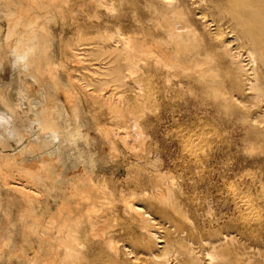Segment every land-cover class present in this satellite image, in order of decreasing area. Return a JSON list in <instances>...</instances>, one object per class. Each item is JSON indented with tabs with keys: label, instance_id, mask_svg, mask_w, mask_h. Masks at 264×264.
I'll list each match as a JSON object with an SVG mask.
<instances>
[{
	"label": "rangeland",
	"instance_id": "374dc122",
	"mask_svg": "<svg viewBox=\"0 0 264 264\" xmlns=\"http://www.w3.org/2000/svg\"><path fill=\"white\" fill-rule=\"evenodd\" d=\"M30 1H34L33 4ZM92 1L0 0V8L8 6L13 13L22 15V25L30 18L34 19V15L36 19L39 17L31 23V28L35 38L42 36L32 42L33 51L36 50L34 61L36 65L40 63L37 69L41 94L31 97L29 105L39 108L46 100L57 104L66 113L73 99L75 109L81 111L77 110L79 118L76 121L79 138L68 146L57 139L53 143L47 141L46 149L38 151L31 148L39 141L36 134L30 132H22L17 144L10 140L6 143L4 138L0 140V154L7 156L0 155V169L4 166L8 170L15 166H35L42 175L45 152H53L56 145L64 148L52 153L56 159L52 160L54 164L49 169L52 179L47 186L39 180L32 181L34 193L29 199L18 191L17 195L9 186L6 188V178L0 170V264H58L64 257V248L57 238L66 235L69 229L63 225L68 223L76 225L73 230L82 240H78L80 246L77 247L80 262L76 260L71 264H190L191 259L198 264H264V94L259 92V89H264V65L252 61L249 54L251 42L241 35L230 14L223 10L227 7L226 3H223L224 0ZM214 3L217 6L221 3L222 7H217L220 12ZM166 20H172L170 26L178 31L167 32L170 30ZM22 29L23 26H20ZM0 30L1 43L6 33V20L1 15ZM117 34L146 43L145 51L135 53L129 50L125 55L122 38L119 35L118 38ZM21 36L26 38L24 33ZM2 47L4 52V44ZM3 52L0 53L4 56H0L3 64L0 66V84L9 92L16 81L10 55ZM160 54L170 58L174 63L173 69L168 70L167 58L163 55L162 58ZM41 60L44 61L41 63ZM193 60L197 64L200 60L202 65L195 64ZM206 67L213 68V73L209 74L207 71L210 70ZM117 72L123 79H116ZM67 93L74 95L70 97L71 102L64 96ZM111 103L132 111L129 112L133 117H128L132 124L137 121V132L142 136L138 139L139 143L130 141L129 136L134 132L130 129L131 125L130 128H116L119 134L124 131L125 134L121 135L127 145L115 135V129L109 127V121H113L114 117ZM72 121L68 115L60 117L61 127ZM110 129L114 135L110 134ZM130 145L134 146V151L128 148ZM12 178L7 179L16 182L24 179L20 175ZM103 192L106 195L102 196ZM160 196H167L170 201L162 202ZM100 197L103 201L98 199ZM131 201L138 211L130 209ZM237 201L241 204L238 205ZM243 203L245 207H241ZM104 217L109 221L108 231L105 229L104 237H98L101 238L98 240L90 234L88 223L106 220ZM144 221L157 238L147 232ZM41 235L47 236V241ZM7 237L10 244L6 241ZM162 248L167 253L159 257ZM207 254L213 257L209 258Z\"/></svg>",
	"mask_w": 264,
	"mask_h": 264
},
{
	"label": "bare ground",
	"instance_id": "6f19581e",
	"mask_svg": "<svg viewBox=\"0 0 264 264\" xmlns=\"http://www.w3.org/2000/svg\"><path fill=\"white\" fill-rule=\"evenodd\" d=\"M16 1V0H15ZM28 1V0H27ZM38 1V0H37ZM52 1V0H51ZM55 1H57V0H55ZM70 1V0H69ZM82 1V0H81ZM89 1V0H88ZM94 1V0H93ZM92 1V2H93ZM104 1V0H103ZM102 1V2H103ZM120 1H122V0H120ZM226 1V2H225ZM17 2H19V1H17ZM31 2V1H30ZM32 2H34V1H32ZM31 2V3H32ZM43 2V1H42ZM95 3H96V1H94ZM98 2V1H97ZM99 2H101L100 0H99ZM216 2H217V0H216ZM11 3V2H10ZM14 3V2H13ZM45 3H46V1H45ZM45 3H44V5H45ZM51 3V2H50ZM54 3V2H53ZM53 3H51V4H53ZM61 3H62V1H61ZM104 4H105V2H103ZM208 3L210 4V2L208 1ZM225 5H227V7H226V9H224V7H223V10H226L229 14H230V19H233L234 21H235V24L237 25V29L239 28V32L241 33V35L246 39V40H248L249 42H251V51H250V57H251V59H252V61L253 62H256V61H258V63H260V64H262V65H264V0H224V2H223ZM4 4V3H3ZM2 4V5H3ZM33 4V3H32ZM38 4V3H37ZM36 4V5H37ZM40 4V3H39ZM58 4V3H57ZM102 4V3H101ZM212 4V3H211ZM215 4V3H214ZM223 4V5H224ZM13 5V4H12ZM16 5V4H15ZM46 5H48V3L46 4ZM45 5V6H46ZM59 5H60V3H59ZM96 5V4H95ZM103 5V4H102ZM101 5V6H102ZM106 5V4H105ZM216 5V4H215ZM214 5V6H215ZM219 5L221 6V3L219 4L218 3V6L216 5L215 6V8L217 9V7H219ZM17 6V5H16ZM45 6H43L42 5V7L44 8ZM98 6H99V4H98ZM213 6V7H214ZM24 7V6H23ZM28 7H29V5H28ZM32 7V6H31ZM177 7V6H176ZM222 7V6H221ZM25 8V7H24ZM33 8V7H32ZM61 8V7H60ZM214 8V9H215ZM220 8V7H219ZM46 9V8H45ZM57 9V8H56ZM167 9V8H166ZM216 9H215V11H216ZM28 10V9H27ZM44 10V9H43ZM48 9H46L45 11H47ZM52 10V9H51ZM60 10V9H59ZM59 10H58V12H59ZM65 10V9H64ZM169 10V9H168ZM170 10H171V8H170ZM174 10H175V8H174ZM173 10V11H174ZM218 10V9H217ZM220 10H222V9H220ZM33 11V10H32ZM49 11V10H48ZM53 11H54V9H53ZM61 11V10H60ZM63 11V10H62ZM165 11V10H164ZM179 11V10H178ZM34 12V11H33ZM218 12H220L219 10H218ZM224 12V11H223ZM227 12H225V13H227ZM21 13V12H20ZM23 13H24V11H23ZM44 13V12H43ZM52 13V12H51ZM172 13V12H171ZM175 13V12H174ZM227 13V14H228ZM26 14H27V11H26ZM37 14H40V13H37ZM60 14V13H59ZM214 14V13H213ZM227 14H225V15H227ZM228 14V15H229ZM0 15H1V17L2 18H4L5 20H6V33H5V36H4V38H3V42H1L0 43V53L1 52H3V51H1L2 49H3V47H2V44H4V52L7 54H9L10 55V58H11V68H12V72H14V75H15V83L13 84L12 83V85H11V87H10V91L8 92V91H6V88H4L5 86H3L2 84H0V121L2 122V123H0L1 124V130H0V140L1 139H3V141H5L6 143H8V140H10L11 142H13V144L15 143V144H17V143H20L19 141H20V138H21V136H22V132H30V133H34V134H36V139H38V141H39V143H37L38 145L37 146H31V148H33V149H41V148H44V149H46L45 147H46V144H48L47 143V141H52V143L55 141V140H62V142L64 143V144H66L67 146L69 145V144H71L78 136H79V133H78V130H77V117H78V114H77V112L79 111L78 109V111L75 109V107H74V102H73V99H72V102L70 101V97L72 96V94H71V96L67 93V95H64V96H66V98H67V100H69L71 103H72V105L71 104H69V103H67L68 105H71V107H69V112H66V113H64V111L57 105V104H54V103H50V102H48V101H44L43 102V104L38 108V107H33V106H30L29 105V103H30V101H29V103H28V100L31 98V97H35V96H39V94H41V88L38 86V81H39V70L37 69V65H39V64H37L36 65V63H35V61H34V53H36V52H34V51H36V50H34L33 51V45H32V42H34L35 41V39L36 38H40V37H42L41 35H39L40 37H36L35 38V36H34V33H33V30H32V28H31V23H33L35 20L34 19H36V17H35V15H34V19H31L30 18V21L29 22H27V23H25V21H24V24L22 25V23L23 22H21L22 20H21V16L19 15V14H15V11H14V13L9 9V7L8 6H6V7H2L1 6V8H0ZM41 15V14H40ZM42 15H44V14H42ZM41 15V16H42ZM47 15V14H46ZM45 15V16H46ZM51 15V14H50ZM61 15H62V13H61ZM60 15V16H61ZM167 15H169V14H167ZM166 15V16H167ZM176 15H177V13H176ZM178 15H179V13H178ZM222 15V14H221ZM44 16V17H45ZM165 16V17H166ZM172 16V15H171ZM183 15L181 14V17H182ZM215 16V15H214ZM217 16H219V14L217 15ZM26 17V16H25ZM29 17V16H28ZM32 17V16H31ZM38 17V16H37ZM63 17V16H62ZM61 17V18H62ZM95 17V16H94ZM203 17V16H202ZM43 18V17H42ZM41 18V19H42ZM49 18V17H48ZM167 18V17H166ZM169 18H170V16H169ZM173 19V18H172ZM177 19V18H176ZM36 20H39V17H38V19H36ZM167 21V23H166V26L169 28V30L171 31H167V32H169V33H172L173 31H175L176 29H174L173 27H171L170 26V22L172 21H170V22H168L169 20H166ZM233 21V22H234ZM38 22H41V21H38ZM46 22V21H45ZM179 22V21H178ZM229 22V21H228ZM232 22V23H233ZM37 23V22H36ZM164 23V22H163ZM177 23V22H176ZM38 24V23H37ZM164 25V24H163ZM20 26L22 27L23 26V29L22 30H20ZM35 26V25H34ZM46 26V25H45ZM165 26V25H164ZM164 26H162V27H164ZM178 26V25H177ZM39 27H40V25H39ZM42 27H44V26H42ZM167 27H165V28H167ZM182 27V26H181ZM44 28H47V27H44ZM44 28H43V30H44ZM167 28V29H168ZM178 28V27H177ZM42 29V28H41ZM187 29V28H186ZM1 31V30H0ZM176 31H178V30H176ZM183 31V30H182ZM166 32V33H167ZM186 32V31H185ZM21 33H24V35H25V37L26 38H21L22 36H21ZM119 33V32H118ZM48 34V33H47ZM46 35V34H45ZM118 35L119 34H117V37H118ZM37 36V35H36ZM106 36V35H105ZM119 36H121V38H122V42L121 43H123V50L124 51H126L125 53L123 52V50H122V52L125 54V55H127V51H128V53H129V50H132V51H135V53L136 52H143V51H145V49H146V47L144 46L145 44H142L141 42H139V41H135L134 39H132V37H130V36H125V35H122V34H120ZM169 36H170V34H169ZM173 36V35H172ZM179 36V35H178ZM193 36H195V35H193ZM107 37V36H106ZM182 37V36H181ZM186 37V36H185ZM101 38V37H100ZM108 38V41H109V37H107ZM119 38V37H118ZM120 38V39H121ZM171 38V37H170ZM173 38V37H172ZM191 38H192V36H191ZM1 39V38H0ZM43 39H44V37H43ZM103 39V38H102ZM38 40V39H37ZM88 40V39H87ZM86 40V41H87ZM90 40H92V39H90ZM94 40V39H93ZM96 40H98V38L96 39ZM172 40V39H171ZM179 40V39H178ZM185 40V39H184ZM194 40V39H193ZM1 41H2V39H1ZM41 41V40H40ZM82 41H84V40H82ZM102 41V40H101ZM113 41V40H112ZM116 41H119V40H116ZM141 41V40H140ZM143 41V40H142ZM145 41V40H144ZM143 41V42H144ZM180 41V40H179ZM182 41V40H181ZM187 41V40H186ZM189 41V40H188ZM187 41V42H188ZM195 41V40H194ZM193 41V42H194ZM13 42V44H11ZM36 42V41H35ZM85 42V41H84ZM119 42V43H120ZM173 42V41H172ZM192 42V41H191ZM83 43V42H82ZM87 43V42H86ZM89 43V42H88ZM87 43V44H88ZM92 43V42H91ZM93 43H94V41H93ZM98 43H100V42H98ZM102 43V42H101ZM169 43V42H168ZM175 43V42H174ZM190 43V42H189ZM196 43V42H195ZM11 44V45H10ZM96 44V43H95ZM108 44V43H107ZM169 44H171L172 45V43H169ZM225 44V43H224ZM39 45V44H38ZM104 45V44H103ZM149 45V44H148ZM186 45V42H185V44H184V46ZM195 45V44H194ZM197 45V44H196ZM217 45H220V44H216L215 46H217ZM78 45H76V47H77ZM81 46V45H80ZM94 46H96V45H94ZM99 46V45H98ZM107 46H109V45H107ZM178 46H180V45H178ZM183 46V45H182ZM35 47H37V51H38V46L37 45H35ZM90 47V46H89ZM121 47V46H120ZM119 47V48H120ZM169 47V46H168ZM173 47H174V45H173ZM177 47V46H176ZM175 47V48H176ZM186 47H187V45H186ZM190 47V46H189ZM193 47V46H192ZM196 47H198V46H196ZM201 47V46H200ZM199 47V48H200ZM203 47H204V45H203ZM220 47V46H219ZM47 48V47H46ZM96 48V47H95ZM104 48H106V47H104ZM103 48V49H104ZM119 48H118V50H119ZM149 48V47H148ZM175 48H174V50H175ZM181 48H184V47H181ZM191 48V47H190ZM193 48H195V47H193ZM202 48V47H201ZM249 49H250V47H248ZM42 48H40L39 50H41ZM122 49V48H121ZM170 49V48H169ZM188 49V48H187ZM216 49H217V47H216ZM150 50V49H149ZM157 50V49H156ZM173 50V49H172ZM172 50H171V52H172ZM191 50H193V49H191ZM203 50V49H202ZM201 50V51H202ZM98 51H100L101 52V49H99ZM110 51V50H109ZM108 51V52H109ZM112 51H114V50H112ZM121 51V50H120ZM162 51V50H161ZM176 51V50H175ZM199 51V50H198ZM197 51V52H198ZM206 51V50H205ZM228 51V50H227ZM3 52V53H4ZM45 52V51H44ZM47 52V51H46ZM116 52H117V50H116ZM146 52H147V50H146ZM145 52V53H146ZM178 52H179V50H178ZM183 52H184V50H183ZM194 52H196V51H194ZM103 53V52H102ZM110 53V52H109ZM119 53H121V52H119ZM158 53V52H157ZM185 53V52H184ZM189 53H191L190 51H189ZM2 54V53H1ZM7 54V55H8ZM40 54V53H39ZM106 54V53H105ZM211 54V53H210ZM4 55V54H3ZM6 55V56H7ZM44 55V54H43ZM47 55V54H46ZM122 55V54H121ZM124 55V56H125ZM161 55V54H160ZM163 55V57H164V54H162ZM162 55H161V57H162ZM172 55H173V53H172ZM193 55V54H192ZM191 55V56H192ZM218 55V54H217ZM1 56V55H0ZM40 56V55H39ZM111 56V55H110ZM159 56V55H158ZM167 56H168V54H167ZM179 56H183V55H179ZM178 56V57H179ZM185 56H187V55H185ZM190 56V57H191ZM196 56H197V54H196ZM2 57V56H1ZM4 57V56H3ZM2 57V58H3ZM45 57V56H44ZM49 57V56H48ZM162 57V58H163ZM166 57V56H165ZM164 57V58H165ZM177 57V58H178ZM199 57V56H198ZM36 58H37V56H36ZM100 58V57H99ZM115 59H116V57H114ZM119 58H121V57H119ZM167 58V67H169L168 68V70H170V69H173L172 67H173V62L170 60V58L169 57H166ZM173 58H175V57H173ZM187 58H189V57H187ZM186 58V59H187ZM192 58V57H191ZM218 58V57H217ZM216 58V59H217ZM45 59V58H44ZM48 59V58H47ZM125 59V58H124ZM185 59V60H186ZM193 59V58H192ZM199 59H200V57H199ZM202 59V58H201ZM200 59V60H201ZM205 59H206V55H205ZM40 60V59H39ZM48 60H50V58L48 59ZM113 60V59H112ZM166 60V59H165ZM175 60V59H174ZM180 60H181V58H180ZM199 60V61H200ZM202 60H204V59H202ZM207 60V59H206ZM209 60H210V58H209ZM234 60V59H233ZM42 61H44V60H41V63H42ZM51 61V60H50ZM49 61V62H50ZM120 61H121V59H120ZM129 61V60H128ZM162 61V60H161ZM187 61V60H186ZM199 61H198V64H200L199 63ZM46 62V64L48 65V63H47V61H45ZM118 62V60H116V63ZM122 62V61H121ZM155 62V61H154ZM164 62V61H163ZM183 62V61H182ZM181 62V63H182ZM190 62V61H189ZM193 62H194V60H193ZM201 62V61H200ZM208 62V61H207ZM210 62V61H209ZM8 63V62H7ZM38 63V62H37ZM52 63V62H51ZM119 63V62H118ZM124 63H125V61H124ZM135 63V62H134ZM173 63V64H172ZM176 63V62H175ZM179 63H180V61H179ZM184 63V62H183ZM186 63V62H185ZM195 64H197L196 62H194ZM194 63H192V64H194ZM203 63V62H202ZM166 64V63H165ZM188 64V63H187ZM197 64V65H198ZM205 64H206V62H205ZM203 65V66H206V65ZM214 64V63H213ZM212 64V65H213ZM3 64H2V61H0V66H2ZM120 65V64H119ZM179 65V64H178ZM200 65H202V64H200ZM199 65V66H200ZM211 65V66H212ZM216 65V64H215ZM254 65V64H253ZM49 66V65H48ZM47 66V67H48ZM51 66H53L52 64H51ZM175 66V65H174ZM123 67V66H122ZM164 67H165V65H164ZM184 67V66H183ZM192 67V66H191ZM201 67V66H200ZM219 67V66H218ZM261 67V66H260ZM43 68H46V67H43ZM54 68V67H53ZM116 68V67H115ZM120 68V67H119ZM125 68H127V67H125ZM137 68V67H136ZM179 68V67H178ZM178 68H177V70H178ZM187 68V67H186ZM196 68V66L195 67H193V69H195ZM199 68V67H198ZM198 68L196 69V70H198ZM203 68V67H202ZM207 69H208V67H206ZM213 68H217V67H215V66H213ZM212 68V69H213ZM1 69H3V68H1ZM112 68H110V70H111ZM123 69H124V67H123ZM212 69H208V70H210V71H207V72H209V74H211V73H213L211 70ZM176 70V69H175ZM200 70V72H201V69H199ZM206 70V69H205ZM99 71V70H98ZM104 71H106V70H104ZM124 71V70H123ZM125 71H128V73L130 72L129 71V69L127 70H125ZM124 71V72H125ZM134 71V70H133ZM179 71H180V69H179ZM183 71V70H182ZM193 71V70H192ZM45 73H46V71H44ZM111 72V71H110ZM187 72H189V71H187ZM207 72H206V74H207ZM217 72V71H216ZM54 73V72H53ZM131 73H133V72H131ZM168 73V72H167ZM181 73V72H180ZM205 73V72H204ZM214 73H215V70H214ZM47 74V73H46ZM103 74V73H102ZM107 74H108V72H107ZM110 74V73H109ZM126 74V73H125ZM198 74V73H197ZM209 74H207V77H208V75ZM230 74V73H229ZM48 75H49V72H48ZM47 75V76H48ZM219 75V74H218ZM53 76H54V74H53ZM52 76V77H53ZM110 76H112V75H110ZM181 76V75H180ZM232 76V75H231ZM43 76H41V78H42ZM58 77V76H57ZM71 77V76H70ZM104 77V76H103ZM126 77V76H125ZM206 77V78H207ZM212 77H213V74H212ZM40 78V79H41ZM44 78H46V76L44 77ZM56 77L54 76V79H55ZM173 78H174V76H173ZM49 80L51 79L50 77L48 78ZM70 79V78H69ZM73 79V78H72ZM112 79V78H111ZM116 79L117 80H120V79H123V78H120V76H119V72H117V74H116ZM212 79V78H211ZM58 80V79H57ZM199 80V79H198ZM215 81H216V79H214ZM46 81H47V79H46ZM105 81V80H104ZM11 82V81H10ZM41 82V81H40ZM80 82V81H79ZM88 82V81H87ZM108 81H106V83H107ZM116 82V81H115ZM8 83V82H7ZM54 83V82H53ZM52 83V84H53ZM86 83V82H85ZM204 83V82H203ZM209 83V82H208ZM215 83V82H214ZM214 83H213V85H214ZM249 83H251V82H249ZM264 83V82H263ZM77 84V83H76ZM96 84V83H95ZM94 84V85H95ZM133 84V83H132ZM43 85V84H42ZM46 85L48 86V84L46 83ZM207 85V84H206ZM35 86H37V87H35ZM70 86H72V85H70ZM96 86V85H95ZM209 86V85H208ZM207 86V87H208ZM211 86V85H210ZM216 86H218V85H216ZM51 87V86H50ZM86 87V86H85ZM204 87H205V85H204ZM260 87V86H259ZM45 88H46V86H45ZM89 88V87H88ZM212 88H213V86H212ZM254 88H255V86H254ZM258 88V87H257ZM58 89V88H57ZM62 89V88H61ZM71 89V88H70ZM70 89H69V92H70ZM86 89V88H85ZM259 89V88H258ZM7 90H9V89H7ZM59 90V89H58ZM74 92V91H73ZM222 92V91H221ZM259 92L261 93V94H264V89H259ZM220 93V92H219ZM42 94H43V92H42ZM64 94V93H63ZM223 94V93H222ZM76 95V94H75ZM90 95V94H89ZM118 95V94H117ZM221 95V94H220ZM256 95V94H255ZM74 96V95H73ZM72 96V97H73ZM227 96V95H226ZM226 96H225V98H226ZM38 98V97H37ZM260 98V97H259ZM32 100V99H31ZM109 100V99H108ZM235 100V99H234ZM261 100H262V98H261ZM68 101V102H69ZM76 101V100H75ZM110 101V100H109ZM263 101H264V99H263ZM262 101V102H263ZM63 102V101H62ZM106 102H107V100H106ZM114 102V101H113ZM105 103V102H104ZM119 103V102H118ZM77 104H78V102H77ZM76 104V105H77ZM106 104V103H105ZM112 104V103H111ZM63 105V104H62ZM66 105V104H65ZM113 105V106H112ZM111 106H112V108H110V109H112V112H113V114H114V117H113V121H109V127H111V128H114L115 130H113L114 131V133H115V135L119 138V139H121V141L123 142L124 141V138L125 137H123V135H121L122 133H124V131L121 133V134H119L117 131H116V128L118 127V128H123V129H125V128H130L131 130L132 129H134V130H132V134H131V136H129V138L131 139L130 141L132 142V141H136V143H137V141H138V139L140 138V137H142L140 134L141 133H139V131L137 132V124H136V122L134 121V120H136V119H134L133 120V122H135V123H133L132 124V122H131V118L130 117H133L132 115H130V114H132V113H130V112H132V111H130V110H127L126 108H122V107H120L118 104H112ZM257 105V104H256ZM78 107V106H77ZM66 111V110H65ZM130 111V112H129ZM263 111H264V109H263ZM79 112H81V111H79ZM261 113H263V112H261ZM68 115V116H70L71 117V121H72V123L71 124H67L66 125V127H61V125H60V117L61 116H63V115ZM128 115L130 116V117H128ZM111 116H112V114H111ZM259 116V115H258ZM261 116H262V114H261ZM80 117H82V116H80ZM247 117V116H246ZM252 117V116H251ZM79 118V117H78ZM261 118V117H260ZM263 118H264V115H263ZM133 119V118H132ZM140 119V118H139ZM19 121V123L17 122V121ZM81 120V119H80ZM138 120V119H137ZM263 120V119H262ZM251 122V121H250ZM23 125V126H21V125ZM251 124V123H250ZM129 125H131L130 127H129ZM106 126L108 127V125L106 124ZM252 126H254L253 124H252ZM264 126V125H263ZM106 127V128H107ZM108 129V128H107ZM262 129V128H261ZM120 130V129H119ZM129 130V129H128ZM131 130H129L130 132H131ZM105 131H107L106 129H105ZM126 131V130H125ZM110 132H111V129H110ZM129 133V132H128ZM128 133H126V135L128 134ZM108 135H109V133H107ZM110 134H113V132H111ZM125 134V133H124ZM263 134H264V132H263ZM26 135V134H25ZM28 135V134H27ZM106 135V134H105ZM114 135V134H113ZM27 137H29V135L27 136ZM32 137V136H31ZM105 137V136H104ZM128 137V136H127ZM79 138V137H78ZM31 139V138H30ZM28 140V139H27ZM126 140V139H125ZM128 140V139H127ZM129 141V142H130ZM4 142V143H5ZM41 142V143H40ZM124 142H126V145L128 144L127 143V141H124ZM114 143V142H113ZM138 143H139V141H138ZM262 143V142H261ZM29 144V143H28ZM132 144V143H131ZM2 145H3V143H2ZM8 145V144H7ZM19 145V144H18ZM54 145H56V144H54ZM136 145V144H135ZM138 145V144H137ZM140 145H141V143H140ZM258 145V144H257ZM4 146H6L5 144H4ZM30 146V145H29ZM131 146V145H130ZM139 146V145H138ZM8 147H10L9 145H8ZM134 147V146H133ZM132 146L131 147H128V148H131V150H133L132 148H133ZM11 148V147H10ZM7 149V148H6ZM62 149H64V148H62V147H60V146H58V145H56L55 147H54V149H52L53 150V152H56V151H59V150H62ZM8 150V149H7ZM37 150H35V151H37ZM43 150V149H42ZM137 150V149H136ZM20 151V150H19ZM38 151H40V150H38ZM38 151H37V153H38ZM134 151V150H133ZM8 152H10V151H8ZM25 152V151H24ZM53 152H51V151H46L45 152V155H46V157H44V159H42V164H41V167L44 169V175H42V174H40V172L36 169V167L34 168V167H29V166H26V165H22L21 166V168H17L16 166L14 167V168H12V169H10V170H8V168L6 169V168H2V169H0L2 172L1 173H3L4 175H5V182H6V184H5V186H6V188H7V186H9V189L10 188H12L11 190L12 191H14V192H16V191H18L19 193H21V195L23 194L25 197L24 198H28V197H31V195L34 193V188H33V185H32V181L33 180H39V182L41 183V184H44V185H46L47 186V183H48V181H49V179H52V175L49 173V169L53 166V162H52V160H54V159H56L54 156L52 157V153ZM136 152V151H135ZM10 153H12V152H10ZM33 153H34V150H33ZM34 154H36V153H34ZM0 155H2V154H0ZM18 155V154H17ZM25 155V154H24ZM38 155V154H37ZM3 157L4 156H6V155H2ZM9 156V155H8ZM20 156H21V154H20ZM27 156V155H26ZM7 157V156H6ZM12 157V156H11ZM18 157H19V155H18ZM29 157V156H28ZM35 157V156H34ZM0 158H1V156H0ZM9 158V157H8ZM14 157H12V159H13ZM21 158V157H20ZM43 158V157H42ZM6 159V158H5ZM15 159V158H14ZM17 159V158H16ZM19 159V158H18ZM23 159V158H22ZM25 159H27L26 157H25ZM3 161H4V158H3ZM10 161V160H9ZM15 161V160H14ZM13 161V162H14ZM5 162V161H4ZM12 162V161H11ZM12 162V163H13ZM7 163V162H6ZM10 163V162H9ZM19 163H21V162H19ZM27 163V162H26ZM35 163V162H34ZM0 164H2V162L0 163ZM4 164V163H3ZM33 164V163H32ZM36 164H37V162H36ZM8 166H10V165H8ZM12 166V165H11ZM19 166V165H18ZM20 167V166H19ZM1 168V167H0ZM58 168V170H59V167H57ZM40 171H41V169H40ZM21 176V177H23L24 179L22 180L21 179V182H19L18 180V182H16V181H10L9 179L10 178H12V177H15V176ZM1 176V175H0ZM169 176V175H168ZM163 177V176H162ZM2 178H4V177H2ZM7 178H9V179H7ZM18 178V177H17ZM169 178H171V177H169ZM19 179V178H18ZM55 179V178H54ZM157 179H159V178H157ZM166 179V178H165ZM7 180H9V181H7ZM12 180H13V178H12ZM15 180V179H14ZM20 180V179H19ZM162 180V179H161ZM169 180V179H168ZM171 180V179H170ZM51 181H53V180H51ZM88 181V180H87ZM163 181V180H162ZM167 181V180H166ZM166 181H163V182H166ZM3 182V181H2ZM162 182V183H163ZM0 185H2V184H0ZM4 185V184H3ZM49 187V186H48ZM47 187V189H49ZM162 187V186H161ZM156 188V187H155ZM172 188V187H171ZM169 189V188H168ZM81 190V189H80ZM154 190V189H153ZM158 191H159V189H157ZM82 191V190H81ZM85 191V189H83V192ZM109 191V190H108ZM156 191V190H155ZM169 191V190H168ZM18 192H16L17 193V195H18ZM37 192V191H36ZM72 192H74V191H72ZM80 192V191H79ZM87 192V191H86ZM85 192V193H86ZM88 192H89V190H88ZM87 192V193H88ZM171 192V191H170ZM169 192V193H170ZM107 193V192H106ZM156 193H158V192H156ZM161 193V192H160ZM77 194H79V193H77ZM76 194V195H77ZM81 194V193H80ZM99 194V193H98ZM145 194V193H144ZM12 195V194H11ZM14 195V194H13ZM20 195V194H19ZM72 195V194H71ZM103 195H106V194H104V192H103V194H102V196ZM120 195V194H119ZM0 196H1V194H0ZM15 196V195H14ZM93 196V195H92ZM108 196V195H107ZM109 196H110V194H109ZM56 197V196H55ZM77 197H79V196H77ZM85 197H87V195L85 196ZM153 197V196H152ZM173 197V196H172ZM7 199H8V196L6 197ZM6 198H5V200H6ZM33 198V197H32ZM80 198V197H79ZM77 199V200H80V199ZM160 199H161V201L162 202H165V203H167V202H169L170 201V199H169V197H167V196H160L159 197ZM3 199H4V197H3ZM29 199V198H28ZM27 199V200H28ZM54 199V198H53ZM85 199V198H84ZM98 199H100V200H102L103 201V197H100V198H98ZM111 199V198H110ZM123 199H124V197H123ZM132 199V198H131ZM8 200H10V199H8ZM108 200V199H107ZM112 200V199H111ZM125 200V199H124ZM123 200V201H124ZM19 201H21L20 200V198H19ZM58 201V200H57ZM91 201H93V200H91ZM130 201V200H129ZM133 201H135V200H133ZM81 202V201H80ZM109 202V201H108ZM107 202V203H108ZM132 202V201H131ZM136 202V201H135ZM239 201H237V203H238ZM242 202H244L243 200H242ZM99 203V202H98ZM101 203V202H100ZM137 203H138V201H137ZM236 203V204H237ZM247 203V202H246ZM28 204V203H27ZM49 204V203H48ZM50 204H51V202H50ZM68 204V203H67ZM75 204V203H74ZM79 204V203H78ZM103 204V203H102ZM111 204H112V202H111ZM125 204H126V202H125ZM124 204V205H125ZM173 204V203H172ZM239 204H241V203H238V205ZM23 206H24V204H22ZM29 205H31L32 206V204H30L29 203ZM56 205V204H55ZM54 205V206H55ZM59 205V204H58ZM84 205V204H83ZM90 205V204H89ZM97 205V204H96ZM108 205H109V203H108ZM107 205V206H108ZM128 205V204H127ZM141 205V204H140ZM167 205L168 204H166V207H167ZM36 206H37V204H36ZM80 206V205H79ZM84 206H86V205H84ZM92 206V205H91ZM175 206H177V205H175ZM242 206H244V203H243V205H241V207ZM246 206V205H245ZM244 206V207H245ZM248 206V205H247ZM58 207V206H57ZM61 207H62V205H61ZM83 207V206H82ZM102 207V206H101ZM112 207H114V206H112ZM129 207H130V209L132 210H136V211H138L139 209L136 207V205H135V203H130L129 202ZM145 207V206H144ZM16 208V207H15ZM35 208V207H34ZM37 208V207H36ZM63 208H65V207H63ZM69 208V207H68ZM97 208V207H96ZM126 208H128V207H126ZM21 209H24V208H21ZM52 209V208H51ZM61 209V208H60ZM72 209V208H71ZM74 209V208H73ZM89 209V208H88ZM94 209V208H93ZM144 209V208H143ZM247 209V208H246ZM33 210V209H32ZM63 210V209H62ZM105 210V209H104ZM103 210V211H104ZM108 210V209H107ZM127 210H129V208L127 209ZM8 211V210H7ZM18 211V210H17ZM23 211V210H22ZM44 211V210H43ZM49 211V210H48ZM70 211V210H69ZM85 211H86V208H85ZM99 211V210H98ZM135 211V212H136ZM142 210H140V212H141ZM6 212V211H5ZM9 212V211H8ZM20 212V211H19ZM27 212V211H26ZM52 212V211H51ZM56 212V211H55ZM87 212H88V210H87ZM92 212V211H91ZM95 212V211H94ZM102 212V211H101ZM130 212V211H129ZM134 212V213H135ZM3 213H4V211H3ZM2 213V214H3ZM23 213V212H22ZM28 213V212H27ZM100 213V212H99ZM131 213V212H130ZM0 214H1V212H0ZM17 214V213H16ZM16 214H15V216H16ZM37 213H35V215H36ZM41 214V213H40ZM52 214V213H51ZM72 214V213H71ZM87 214V213H86ZM91 214V213H90ZM141 214V213H140ZM142 214H145L144 212L142 213ZM141 214V215H142ZM4 215H6V213H4ZM9 215V214H8ZM23 215V214H22ZM39 215V214H38ZM42 215H44V213H42ZM67 215V214H66ZM75 215V214H74ZM73 215V216H74ZM78 215H79V213H78ZM104 215V214H103ZM10 216V215H9ZM31 216V215H30ZM58 216V215H57ZM64 216V215H63ZM62 216V217H63ZM81 216V215H80ZM79 216V217H80ZM91 216V215H90ZM97 216V215H96ZM95 216V217H96ZM101 216V215H100ZM100 216H99V218H100ZM114 216V215H113ZM144 217H145V215H143ZM254 216V215H253ZM4 217V216H3ZM7 217V216H6ZM45 217V216H44ZM55 217V216H54ZM61 217V218H62ZM76 217V216H75ZM78 217V216H77ZM112 217V216H111ZM138 217V216H137ZM22 218H24V217H22ZM27 218V217H26ZM52 217H50V219H51ZM98 218V217H97ZM105 218V217H104ZM107 218V217H106ZM105 218V219H106ZM33 219V218H32ZM37 219V218H36ZM49 219V220H50ZM54 219H56V218H54ZM63 219V218H62ZM91 219V218H90ZM96 219V218H95ZM101 219V218H100ZM144 219V218H143ZM146 219H147V217H146ZM5 220V219H4ZM7 220H9V219H6V221ZM11 220V219H10ZM17 220H19V219H17ZM22 220H24V219H22ZM57 220V219H56ZM69 220V219H68ZM71 220H72V218H71ZM140 220V219H139ZM12 221V220H11ZM25 221H27V220H25ZM24 221V222H25ZM37 221H38V219H37ZM44 221V220H43ZM42 221V222H43ZM45 221H46V219H45ZM67 221V220H66ZM66 221H63V223L65 222L66 223ZM76 221H77V218H76ZM108 220L106 219V220H101V221H98V220H92V221H90V223H88L89 224V227H90V234L93 236V237H104V235H105V231L107 230L106 228H107V225H108V222H107ZM138 221V220H137ZM141 221V220H140ZM150 221V220H149ZM20 222V221H19ZM23 222V223H24ZM68 222V221H67ZM87 222V221H86ZM89 222V221H88ZM251 222V221H250ZM28 223V222H27ZM44 223V222H43ZM50 223H52V222H50ZM54 223V222H53ZM73 223H74V221H73ZM77 223V222H76ZM82 223V222H81ZM144 228L147 230V232L151 235V236H156L155 235V233L153 232V230L150 228V226L148 225V223H146L145 221H144ZM7 224H9V223H7ZM42 224V223H41ZM71 223H68V224H64L63 226L64 227H66V228H68L69 230L67 231V233H66V235L65 236H63V234H62V236H57L56 238H57V241H58V243L64 248V252H63V254H64V257H63V259H60V261L58 262V264H71V263H75V261L76 260H78L79 259V252H78V250H77V247H78V245H79V241L81 240V239H79L78 238V235H77V232H75L73 229L75 228V226L76 225H70ZM87 224V225H88ZM149 224H150V222H149ZM1 225V224H0ZM33 225V224H32ZM47 225H49V224H47ZM58 225V224H57ZM11 226V225H10ZM9 226V227H10ZM56 226V225H55ZM138 226H140V225H138ZM3 227V226H2ZM7 227V226H6ZM35 227V226H34ZM51 227V226H50ZM49 227V228H50ZM61 227V226H60ZM78 227H80L79 225H78ZM77 227V228H78ZM112 227V226H111ZM153 227V226H152ZM245 227V226H244ZM5 228V227H4ZM38 228V227H37ZM43 228V227H42ZM55 228V227H54ZM65 228V229H66ZM81 228V227H80ZM47 229H48V226H47ZM61 229V228H60ZM106 229V230H105ZM141 229V228H140ZM4 230V229H3ZM3 230H2V232H3ZM26 230V229H25ZM34 230V229H33ZM40 230V229H39ZM79 230V229H78ZM89 230V229H88ZM30 231V230H29ZM28 231V233H30ZM35 231V230H34ZM33 231V232H34ZM37 231V230H36ZM49 231H50V229H49ZM108 231V230H107ZM18 232V231H17ZM32 232V233H33ZM48 232V231H47ZM62 232V231H61ZM79 232V231H78ZM147 232H145V233H147ZM8 233V232H7ZM54 233V232H53ZM57 233V232H56ZM55 233V234H56ZM81 233H82V230H81ZM26 234V233H25ZM36 234V233H35ZM41 234V233H40ZM39 234V235H40ZM80 234V233H79ZM2 235V234H1ZM0 235V236H1ZM16 235H18V234H16ZM29 235V234H28ZM30 235H31V233H30ZM32 235H34V234H32ZM48 235V234H47ZM81 235H85V234H81ZM81 235H80V238H81ZM7 236H9L8 234H7ZM42 236V235H41ZM44 237H45V235H43ZM42 236V237H43ZM90 236V235H89ZM89 236H87L88 237V239H89ZM147 236V235H146ZM23 238H25L24 236H22ZM38 237V236H37ZM47 237V236H46ZM46 237L44 238L45 240H46ZM158 237V236H157ZM157 237H155V238H157ZM8 238V237H7ZM26 238H28V237H26ZM35 238H36V236H35ZM51 238H52V236H51ZM55 238V237H54ZM41 239V238H40ZM49 239V238H48ZM83 239V238H82ZM103 239V238H102ZM19 240V239H18ZM24 240V239H23ZM79 240V241H78ZM91 240V239H90ZM98 240H101V238H98ZM2 241V240H1ZM0 241V242H1ZM6 241H9V238L6 240ZM29 241H30V239H29ZM47 241V240H46ZM49 241H51V240H49ZM56 241V240H55ZM82 241V240H81ZM93 241V240H92ZM104 241V240H103ZM43 242V241H42ZM41 242V243H42ZM53 242V241H52ZM178 242H180V241H178ZM184 242V241H183ZM9 244H10V241L8 242ZM21 243H22V241H21ZM34 243V242H33ZM83 243V242H82ZM84 243H86V242H84ZM103 243V242H102ZM23 244V243H22ZM31 244V243H30ZM46 244H48V243H46ZM80 244H81V242H80ZM98 244V243H97ZM105 244V243H104ZM117 244V243H116ZM154 244V243H153ZM184 244H186V243H184ZM3 245V244H2ZM42 245H43V243H42ZM86 245V244H85ZM107 245L108 246H110L111 245V242L110 241H108L107 242ZM113 245V244H112ZM57 246V245H56ZM80 246V245H79ZM88 246V245H87ZM106 246V245H105ZM181 246H183L182 244H181ZM0 247H2L1 245H0ZM26 247V246H25ZM33 247V246H32ZM43 247V246H42ZM58 247H60V246H58ZM83 247V246H82ZM172 247V246H171ZM26 248H28V247H26ZM26 248H25V250H26ZM30 248V247H29ZM28 248V249H29ZM51 248V247H50ZM49 248V249H50ZM53 248V247H52ZM79 248V247H78ZM109 248V247H108ZM217 248V247H216ZM215 248V249H216ZM20 249V248H19ZM106 249H107V247H106ZM213 249V248H212ZM16 250V249H15ZM14 250V251H15ZM24 250V249H23ZM22 250V252H24ZM30 250V249H29ZM62 250V249H61ZM187 250H189V249H187ZM1 252H2V250H0ZM18 251V250H17ZM37 252V250H34V252ZM102 251V250H101ZM158 251V250H157ZM0 252V255L2 254ZM13 252V251H12ZM32 252V251H31ZM34 252H32V253H34ZM39 252V251H38ZM37 252V253H38ZM61 252V251H60ZM100 252V251H99ZM107 252V251H106ZM213 252V251H212ZM217 252V251H216ZM17 253V252H16ZM56 253V252H55ZM54 253V254H55ZM166 253H167V250L165 249V248H162V250H161V253H160V255L161 256H159V257H163V256H165L166 255ZM29 254V253H28ZM82 254V253H81ZM13 255V254H12ZM99 255V254H98ZM112 255V254H111ZM158 255V254H157ZM196 255V254H195ZM2 256V255H1ZM11 256V255H10ZM23 256V255H22ZM62 256V255H61ZM84 256V255H83ZM101 256H103V254L101 255ZM207 256L209 257V258H212L213 256L211 255V254H207ZM40 257V256H39ZM54 257V256H53ZM56 257V256H55ZM110 257H112V256H110ZM150 257V256H149ZM174 258H175V255L173 256ZM2 258V257H1ZM11 258V257H10ZM33 258V257H32ZM173 258V259H174ZM214 258H215V256H214ZM56 259H57V257H56ZM25 260V259H24ZM176 260V259H175ZM210 260V259H209ZM79 261V260H78ZM150 261V260H149ZM212 261V260H211ZM258 261V260H257ZM26 262V261H25ZM41 262V261H40ZM48 262V261H47ZM80 262V261H79ZM172 262H174V260L172 261ZM259 262V261H258ZM15 263V262H14ZM30 263V262H29ZM52 263V262H51ZM51 263H49V264H51ZM82 263V262H81ZM189 263V262H188ZM198 264L197 262H195V260L194 259H191V261H190V264ZM16 264V263H15ZM18 264V263H17ZM56 264V263H55ZM152 264V263H151ZM175 264H176V262H175Z\"/></svg>",
	"mask_w": 264,
	"mask_h": 264
}]
</instances>
